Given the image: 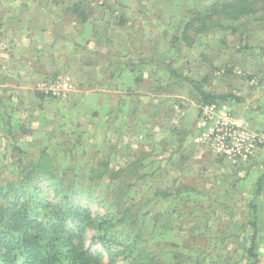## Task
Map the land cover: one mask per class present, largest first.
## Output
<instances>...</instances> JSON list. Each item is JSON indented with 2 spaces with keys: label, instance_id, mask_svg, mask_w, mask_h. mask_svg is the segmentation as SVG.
Masks as SVG:
<instances>
[{
  "label": "rangeland",
  "instance_id": "1",
  "mask_svg": "<svg viewBox=\"0 0 264 264\" xmlns=\"http://www.w3.org/2000/svg\"><path fill=\"white\" fill-rule=\"evenodd\" d=\"M225 1L0 0V185L45 151L94 213L105 212L99 193L123 191L163 264H250L253 222L264 264V146L225 158L197 92L169 71L229 95L217 105L264 133V25L186 32ZM105 169L120 178L90 189ZM39 182L50 199L62 189Z\"/></svg>",
  "mask_w": 264,
  "mask_h": 264
},
{
  "label": "trees",
  "instance_id": "2",
  "mask_svg": "<svg viewBox=\"0 0 264 264\" xmlns=\"http://www.w3.org/2000/svg\"><path fill=\"white\" fill-rule=\"evenodd\" d=\"M250 18L264 25V0H227L213 4L193 14L186 32L196 29L197 33H205L233 27ZM169 71L192 85L203 106L219 104L230 97L205 91L197 81L175 69L169 68ZM101 163L109 166L107 161ZM19 168L21 174L17 179L0 185V264H100L103 253L94 248L96 245L107 251L110 264H118L120 259L125 264H163L159 252L144 244L147 241L140 211L137 205L126 206L123 191H119V197L112 191L99 193L105 212L94 213L80 203L81 193L75 187L80 181H75L74 176L68 178L67 174L56 175L45 151L37 165L21 164ZM108 170L90 177V189L96 181L107 179L112 183L120 178L119 172ZM40 179L55 190L58 186L62 188L54 191V199L47 197ZM251 225L254 237L247 251L248 258L250 264H259L258 224Z\"/></svg>",
  "mask_w": 264,
  "mask_h": 264
},
{
  "label": "built area",
  "instance_id": "3",
  "mask_svg": "<svg viewBox=\"0 0 264 264\" xmlns=\"http://www.w3.org/2000/svg\"><path fill=\"white\" fill-rule=\"evenodd\" d=\"M62 87L67 88L68 83L63 82ZM52 91L49 93H54ZM225 110L226 106L220 108L217 104L204 106L202 125L214 123L211 138L225 158L234 162L246 161L264 146V133L248 130L244 119L234 117Z\"/></svg>",
  "mask_w": 264,
  "mask_h": 264
}]
</instances>
